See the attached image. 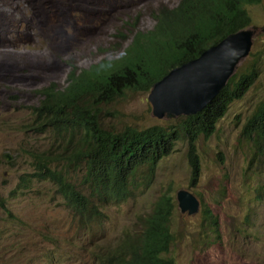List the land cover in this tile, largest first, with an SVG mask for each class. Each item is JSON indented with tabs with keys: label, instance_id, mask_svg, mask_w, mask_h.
Returning <instances> with one entry per match:
<instances>
[{
	"label": "rangeland",
	"instance_id": "obj_1",
	"mask_svg": "<svg viewBox=\"0 0 264 264\" xmlns=\"http://www.w3.org/2000/svg\"><path fill=\"white\" fill-rule=\"evenodd\" d=\"M177 2L0 0V200L6 207H0V232H13L12 239L0 242V264H93L90 252L113 248L121 235L137 230V218L168 186L172 195L177 187L193 192L211 207L220 224L219 242L205 237V248L194 246L191 238L199 213L180 212L174 200L170 224L174 238L168 254L175 264H264V165L260 171L251 166L245 171L250 147L237 139L244 116L264 94V63L259 58L264 54V29L252 38L234 70L242 71L258 60L254 81L229 104L215 131L196 140L201 173L195 186L187 185L184 144L177 141L159 160L149 186H139L125 200L104 203L102 216L80 226L53 182L32 174L34 160H43L62 168L87 193L80 184L82 163L77 167L65 163L84 148L83 129L72 137L56 132L48 124L49 113L34 108L41 97L35 89L50 82L62 88L72 70L78 73L121 59L135 32L152 28L156 10ZM246 7L253 20L249 24L264 26V0ZM147 93L148 89L127 88L111 101L96 103L100 125L119 130L171 120L151 114ZM2 152L20 155L5 161ZM259 182L262 194L256 198L253 187ZM204 225L208 230V223Z\"/></svg>",
	"mask_w": 264,
	"mask_h": 264
},
{
	"label": "trees",
	"instance_id": "obj_2",
	"mask_svg": "<svg viewBox=\"0 0 264 264\" xmlns=\"http://www.w3.org/2000/svg\"><path fill=\"white\" fill-rule=\"evenodd\" d=\"M259 1L178 0L174 6L156 10L152 28L135 32L129 51L121 59L90 65L78 73L72 70L62 88L50 82L35 89L41 97L34 108L49 113L48 124L56 132L72 137L83 129L84 148L70 154L65 163L74 167L82 163L80 184H85L87 193L70 181L62 168L48 166L43 160H34L32 172L37 179L53 182L64 204L81 221L80 226L102 216L100 206L104 203L127 198L138 174L148 182L159 160L170 154L177 141L184 144L187 185L197 184L201 161L196 140L209 137L229 104L242 97L254 81L258 60L242 71L233 72L202 109L161 125L107 129L100 125L94 105L111 101L127 88L148 89L170 67L195 57L228 32L252 22L246 5ZM253 44L256 45V40ZM258 50L256 47L251 53L255 55ZM259 58L264 63V54ZM237 139L250 147L245 171L249 166L260 171L264 165V94L244 116ZM253 189L259 198L262 183ZM170 190V186L163 190L149 211L137 218V230L121 235L113 248L90 252L93 264H175L168 254L174 238L170 226L174 201ZM0 207L6 210L1 200ZM205 222L208 230L204 228ZM205 237L210 242H219L220 224L211 207L201 201L198 224L191 238L193 245L205 248Z\"/></svg>",
	"mask_w": 264,
	"mask_h": 264
},
{
	"label": "water",
	"instance_id": "obj_3",
	"mask_svg": "<svg viewBox=\"0 0 264 264\" xmlns=\"http://www.w3.org/2000/svg\"><path fill=\"white\" fill-rule=\"evenodd\" d=\"M263 29L264 26L258 27L253 23L240 27L228 32L195 57L170 67L149 87L147 99L151 114L168 118L202 109L226 83L248 53L252 38ZM174 198L180 212L191 215L199 209L198 198L186 188H177Z\"/></svg>",
	"mask_w": 264,
	"mask_h": 264
},
{
	"label": "clouds",
	"instance_id": "obj_4",
	"mask_svg": "<svg viewBox=\"0 0 264 264\" xmlns=\"http://www.w3.org/2000/svg\"><path fill=\"white\" fill-rule=\"evenodd\" d=\"M193 58V57H192ZM186 61V60H185ZM166 73V72H165ZM164 73V74H165ZM233 74V73H232ZM163 75V74H162ZM161 75V76H162ZM160 76V77H161ZM159 77V78H160ZM229 78V77H228ZM158 79V78H157ZM157 79H155V80H157ZM154 80V81H155ZM154 81H152V83L154 82ZM151 83V84H152ZM150 84V85H151ZM150 87V86H149ZM148 90H149V88H148ZM150 103V102H149ZM203 108V107H202ZM192 114V113H191ZM178 116H180V115H178ZM175 117H177V116H172V117H165V116H162V117H156V118H165V119H170V118H175ZM82 134H83V132H82ZM3 153H4V155H3ZM7 155H12L10 158H8V159H6L5 157L7 156ZM20 154L18 153V152H13V153H8V152H2L1 153V159H3V160H5V161H8V160H10V159H12V158H15V157H18ZM48 165V164H47ZM155 174V173H154ZM153 177H154V175H153ZM153 177L147 182L146 180H145V178L142 176V174L140 173V174H138L136 177H135V179H134V181H133V184H132V188H131V192H130V195L129 196H131L132 194H133V192L139 187V186H141V187H143V188H145V187H147V186H149V184L151 183V181H152V179H153ZM177 188H179V187H177ZM176 188V189H177ZM184 188V187H183ZM175 189V190H176ZM187 189V188H186ZM188 190V189H187ZM190 191V190H189ZM193 193V192H192ZM194 194V193H193ZM173 196V201L175 200V198H174V195H172ZM126 199V198H125ZM124 199V200H125ZM198 201H199V209H198V211L196 212V213H199V210H200V200L198 199ZM109 204V203H108ZM175 205H176V203H175ZM179 210V209H178ZM182 213H185V212H182ZM195 214V213H194ZM188 215V214H187ZM191 215H193V214H191ZM72 216H73V214H72ZM74 217V216H73ZM195 229H196V226H195ZM13 238V232H10L9 234H4L3 232H0V242H5V241H9L10 239H12Z\"/></svg>",
	"mask_w": 264,
	"mask_h": 264
}]
</instances>
